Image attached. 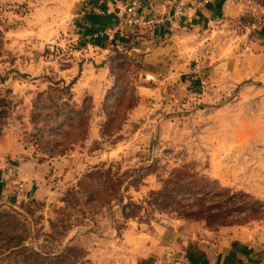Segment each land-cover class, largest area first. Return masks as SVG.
Listing matches in <instances>:
<instances>
[{
	"label": "rangeland",
	"instance_id": "374dc122",
	"mask_svg": "<svg viewBox=\"0 0 264 264\" xmlns=\"http://www.w3.org/2000/svg\"><path fill=\"white\" fill-rule=\"evenodd\" d=\"M85 6L0 0V140L44 162L47 183L45 196H23L11 187L17 169L0 167L12 231L43 255L66 254L51 264H120L130 222H264V75L210 74L207 44L140 101L128 43L83 34ZM74 107L81 121L67 116Z\"/></svg>",
	"mask_w": 264,
	"mask_h": 264
},
{
	"label": "crops",
	"instance_id": "0c3cea01",
	"mask_svg": "<svg viewBox=\"0 0 264 264\" xmlns=\"http://www.w3.org/2000/svg\"><path fill=\"white\" fill-rule=\"evenodd\" d=\"M76 1L77 5L79 1L86 2L85 10L79 8L75 13L83 20V34L93 41L103 40L105 46L110 41L128 43L130 55L139 62L138 79L145 81L138 86L140 101L155 94L157 83L182 77L177 73H181L183 62L194 58L207 44H213L208 55L212 60L210 74L232 82L241 76L237 75L239 69L246 77L258 72L264 75V0H184L179 17L172 16L173 0H136L135 11L141 17L155 19L152 25L123 21L125 6L131 0ZM257 17L259 22H252ZM239 39L244 40L242 51L238 48ZM104 65L105 62L100 63L94 70L103 69ZM10 141L3 145L0 140V167L10 164L17 169L10 179L11 187L18 188L23 196H45L44 162L17 156L19 148ZM118 239L122 250L120 264H169L170 251L180 253L185 264H259L264 222L223 224L216 228L197 219L130 222L121 228Z\"/></svg>",
	"mask_w": 264,
	"mask_h": 264
},
{
	"label": "trees",
	"instance_id": "16d2710c",
	"mask_svg": "<svg viewBox=\"0 0 264 264\" xmlns=\"http://www.w3.org/2000/svg\"><path fill=\"white\" fill-rule=\"evenodd\" d=\"M101 41L103 40H100V42ZM55 112L58 114L60 113L58 109H56ZM67 112V116L72 119L76 118V120L81 121L83 118L82 110L79 108L74 107ZM60 123L61 122L57 125H60ZM84 129L80 122V128H78L75 133L82 132L84 134L86 133ZM17 220L16 211H12V209H0V264H51L52 262L58 263V261H61L57 260L58 257H65L66 254L62 256V252L53 254V257H48L33 247L26 245L24 243L25 237L12 231L11 226L17 224ZM70 250L71 246H68L66 251L69 252ZM59 259H62V261L64 260L63 258ZM4 260L5 262H3Z\"/></svg>",
	"mask_w": 264,
	"mask_h": 264
},
{
	"label": "built area",
	"instance_id": "2783aa9c",
	"mask_svg": "<svg viewBox=\"0 0 264 264\" xmlns=\"http://www.w3.org/2000/svg\"><path fill=\"white\" fill-rule=\"evenodd\" d=\"M212 0H199V3H207ZM137 4L136 0H131L124 9L123 21L135 24V23H145L147 25H152L156 20L151 17H141L136 11L135 6ZM184 0H173L172 16L179 17L183 12ZM169 264H185L183 257L177 251H170L168 254ZM259 264H264V248L261 250L258 257Z\"/></svg>",
	"mask_w": 264,
	"mask_h": 264
}]
</instances>
